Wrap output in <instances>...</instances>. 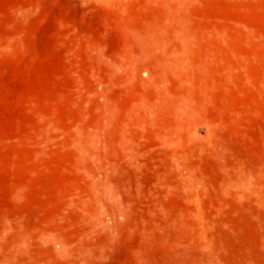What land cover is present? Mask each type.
I'll return each mask as SVG.
<instances>
[{
  "label": "rangeland",
  "instance_id": "obj_1",
  "mask_svg": "<svg viewBox=\"0 0 264 264\" xmlns=\"http://www.w3.org/2000/svg\"><path fill=\"white\" fill-rule=\"evenodd\" d=\"M0 264H264V0H0Z\"/></svg>",
  "mask_w": 264,
  "mask_h": 264
}]
</instances>
